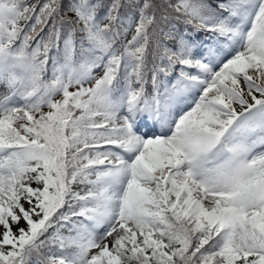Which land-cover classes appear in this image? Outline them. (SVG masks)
I'll list each match as a JSON object with an SVG mask.
<instances>
[{"label":"snow or ice","instance_id":"1","mask_svg":"<svg viewBox=\"0 0 264 264\" xmlns=\"http://www.w3.org/2000/svg\"><path fill=\"white\" fill-rule=\"evenodd\" d=\"M0 264H264V0H0Z\"/></svg>","mask_w":264,"mask_h":264}]
</instances>
